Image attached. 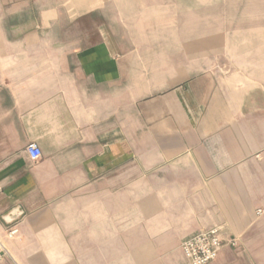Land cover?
<instances>
[{
  "label": "crops",
  "instance_id": "obj_1",
  "mask_svg": "<svg viewBox=\"0 0 264 264\" xmlns=\"http://www.w3.org/2000/svg\"><path fill=\"white\" fill-rule=\"evenodd\" d=\"M161 1L0 0V264H264V0Z\"/></svg>",
  "mask_w": 264,
  "mask_h": 264
},
{
  "label": "built area",
  "instance_id": "obj_2",
  "mask_svg": "<svg viewBox=\"0 0 264 264\" xmlns=\"http://www.w3.org/2000/svg\"><path fill=\"white\" fill-rule=\"evenodd\" d=\"M27 153L33 161L42 158V151L36 144L27 147ZM18 230L13 228L9 230L10 238L16 236ZM225 244L220 228H214L206 232H200L182 243L181 249L190 264H211L214 262ZM236 246L235 241L231 242Z\"/></svg>",
  "mask_w": 264,
  "mask_h": 264
},
{
  "label": "rangeland",
  "instance_id": "obj_3",
  "mask_svg": "<svg viewBox=\"0 0 264 264\" xmlns=\"http://www.w3.org/2000/svg\"><path fill=\"white\" fill-rule=\"evenodd\" d=\"M161 7L162 10H167L170 8H176L178 9L179 13L181 14H192L194 13V15H198V17L193 16L194 21L196 20L197 23H201V14H202V6H203V0H163L161 2ZM217 3L218 0H211L210 1V10H211V16H210V24L215 23L216 24V16L212 15L213 14V9L217 8ZM215 5V6H213ZM216 12V11H215ZM189 16V15H188ZM192 18V17H191ZM178 33H174V32H165L163 30V32L161 33H155L157 36H161V38H157L160 39L162 42H164L165 44L169 43L170 41H172L174 43V41L177 40V43L179 42H187V43H200L203 40L204 37V33L202 32V28L198 27V28H194L193 31H188V32H181V27L180 26H184L187 23V20H190L189 17H187V15L185 16H179L178 18ZM165 23H163L164 25ZM165 28V27H163ZM153 35V34H151ZM216 33H210V38L212 39L214 36H216ZM233 36V34H232Z\"/></svg>",
  "mask_w": 264,
  "mask_h": 264
}]
</instances>
